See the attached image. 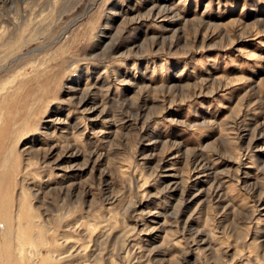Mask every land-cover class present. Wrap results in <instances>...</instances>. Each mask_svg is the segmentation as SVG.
I'll list each match as a JSON object with an SVG mask.
<instances>
[{
    "label": "rangeland",
    "instance_id": "obj_1",
    "mask_svg": "<svg viewBox=\"0 0 264 264\" xmlns=\"http://www.w3.org/2000/svg\"><path fill=\"white\" fill-rule=\"evenodd\" d=\"M0 264H264V0H0Z\"/></svg>",
    "mask_w": 264,
    "mask_h": 264
}]
</instances>
